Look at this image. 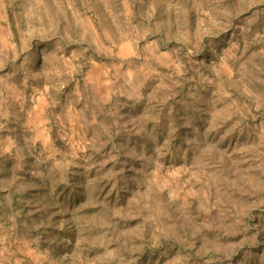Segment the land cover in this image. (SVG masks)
<instances>
[{
    "label": "rangeland",
    "instance_id": "obj_1",
    "mask_svg": "<svg viewBox=\"0 0 264 264\" xmlns=\"http://www.w3.org/2000/svg\"><path fill=\"white\" fill-rule=\"evenodd\" d=\"M0 264H264V0H0Z\"/></svg>",
    "mask_w": 264,
    "mask_h": 264
}]
</instances>
